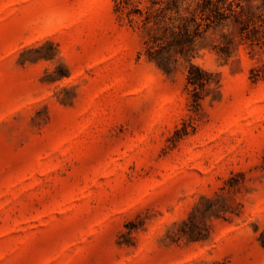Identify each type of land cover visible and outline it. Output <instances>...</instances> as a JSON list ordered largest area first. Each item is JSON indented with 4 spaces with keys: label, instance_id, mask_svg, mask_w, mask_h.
Returning <instances> with one entry per match:
<instances>
[{
    "label": "rangeland",
    "instance_id": "rangeland-1",
    "mask_svg": "<svg viewBox=\"0 0 264 264\" xmlns=\"http://www.w3.org/2000/svg\"><path fill=\"white\" fill-rule=\"evenodd\" d=\"M119 1L0 0V264H264V0L185 48Z\"/></svg>",
    "mask_w": 264,
    "mask_h": 264
},
{
    "label": "trees",
    "instance_id": "trees-1",
    "mask_svg": "<svg viewBox=\"0 0 264 264\" xmlns=\"http://www.w3.org/2000/svg\"><path fill=\"white\" fill-rule=\"evenodd\" d=\"M151 5L147 6L145 10L134 7V11L139 13L143 18L145 26L152 24L157 26L162 31V35L170 33L175 37L176 43L182 45L184 48L194 43L203 32L215 24L222 23L225 19L230 17L233 12L232 0H193L192 3L184 6L185 1L188 0H170L165 6H156L160 3L158 0H150ZM128 0H121L117 3V11L124 12L128 7ZM194 3V4H193ZM132 10L128 11V16L131 21ZM258 33L257 29L254 33ZM156 36L154 39L158 41L161 36ZM248 38L251 36L247 34ZM264 44V40H263ZM263 71V72H261ZM255 77L262 76L264 70L262 67L254 69ZM213 73L202 68L201 66L190 63L188 73V83L193 86V95L196 105L200 104L202 99V91L211 83ZM211 210L214 209V201L210 199ZM185 227L179 233L180 236H187L191 240L205 239L206 234L200 225H190L188 221H184Z\"/></svg>",
    "mask_w": 264,
    "mask_h": 264
}]
</instances>
